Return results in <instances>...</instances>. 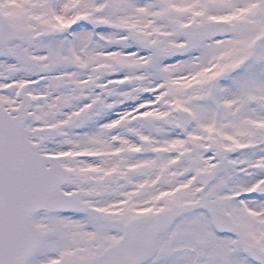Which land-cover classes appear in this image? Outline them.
<instances>
[{"label":"snow or ice","instance_id":"1","mask_svg":"<svg viewBox=\"0 0 264 264\" xmlns=\"http://www.w3.org/2000/svg\"><path fill=\"white\" fill-rule=\"evenodd\" d=\"M0 264H264V0H0Z\"/></svg>","mask_w":264,"mask_h":264}]
</instances>
